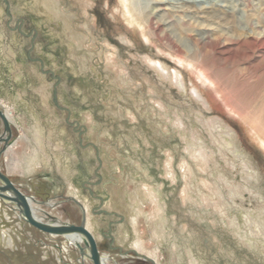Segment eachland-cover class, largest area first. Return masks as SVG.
<instances>
[{
    "label": "rangeland",
    "instance_id": "rangeland-1",
    "mask_svg": "<svg viewBox=\"0 0 264 264\" xmlns=\"http://www.w3.org/2000/svg\"><path fill=\"white\" fill-rule=\"evenodd\" d=\"M146 1L138 5L144 8ZM211 1L234 5V0ZM240 1L244 31L229 16V23L220 25L180 14L170 27L160 23L161 41L151 38L149 45L132 32L118 0H55L60 18L52 9L45 12L48 4L41 2L40 12L49 15L38 24L19 0H0V110L11 120L0 173L24 196L54 203L41 206V215L71 225L83 223L80 207L92 200L89 213L100 219L92 231L106 264H154L148 255L161 264H264V228L252 243L242 240L248 231L240 222L231 224L232 211L226 217L216 204L227 200L239 214L255 208L264 221V147L258 140L250 145L258 169L251 178L238 155L217 143L220 137L209 127L214 116L195 96L159 81L145 61L181 70L158 53L169 43L186 53L203 34L222 43L261 31L256 25L264 23V0ZM74 45L77 57L68 50ZM213 60H206L213 63L209 81L247 116L246 136L262 137L255 128L264 126V56L246 68ZM236 188L243 198L234 201L244 209L232 204ZM132 201L138 203L135 223ZM13 208L0 201V264H79L74 246L31 227ZM123 223L127 238L118 228ZM108 231L110 242L104 239ZM134 241L146 255L134 250Z\"/></svg>",
    "mask_w": 264,
    "mask_h": 264
},
{
    "label": "bare ground",
    "instance_id": "bare-ground-1",
    "mask_svg": "<svg viewBox=\"0 0 264 264\" xmlns=\"http://www.w3.org/2000/svg\"><path fill=\"white\" fill-rule=\"evenodd\" d=\"M30 1L32 0H19L18 6L20 7L24 5L25 9L29 8L28 11L33 14V21H35L34 24L39 23V22L37 23V19H39L40 17L45 18L46 16L49 15V14H45V12H47L48 9H52L53 15L56 18L61 17L60 16L61 13H59V8H58L57 3H55V0H38V2H34V3ZM79 1L81 2V0ZM41 2H44L45 5L48 4V6L45 9L46 11L44 13L40 12L41 5L39 3ZM118 3L121 6L120 8H121V12L123 13L124 19L126 23L128 24V26L131 28L132 32L142 37L145 40V42L148 43L149 45L153 44L152 41L150 40L151 38L161 41L159 39V36L157 35V31H159L160 23H164V25H166L167 27H170L173 25L172 18L182 17V16H179L180 14L181 15L189 14L198 19L206 20L208 22H212V23H216L220 25H226L229 22L231 23L233 22L235 23L237 27H239V31H244L245 29V28H241L240 24L242 21L240 22L238 18V16L243 17V9H240V7L241 6L244 7V4L241 1L238 2V0H234V5L232 7L224 6V5H213V1L211 0H147L146 3L144 4L146 7L144 8L140 7L141 6L140 0H118ZM228 16L231 19L230 21L228 19ZM180 21H183V20H180ZM263 27H264V23L260 25V23H258L257 21L256 28H260L261 31L251 30L245 33L243 32L241 35L232 37V39H229V40L225 39L224 42L222 43L217 38L218 36L215 37L213 40L212 38H209L207 35L203 34L199 38V44L195 45L196 46L195 50L187 51L186 53H183L178 46L172 43H169L168 46H165L166 47L165 49L167 50L162 49L158 53L161 54L162 56L165 55L169 57L170 60L174 62V64L178 65L181 68V70L174 68V70L170 71L169 67L165 63H162V61L156 60V62H154V61H149L148 59L145 60L146 63H148V65L154 69L155 71L154 74H156L159 81L170 82L172 85L177 86V88L180 91H184L187 95L195 96V102L197 104H200L202 109L205 108L206 112L211 113L212 117L214 116L215 119L212 121L209 127L210 129L214 130L216 135L220 137L219 140H217V143L225 149L227 148V146H229L230 148L229 149L227 148L226 151L228 152L229 150V152L231 151L232 153H236L238 155V156L236 155L237 156L236 158L241 160L243 168H245L248 171V174L250 175L251 178H253L255 173L257 174L258 169L257 167H254L255 164H253L254 162L253 160H255L254 159L255 157L249 154V151H251L250 145L254 146L252 142L253 141L257 142L258 140L259 142L257 143L261 144L260 145L261 147L262 146L264 147V126L261 125L255 128V130L263 134L262 137L259 136V134L256 139L252 136H246L248 128L245 126L242 120H245L247 116H244L240 112L235 111L231 106V102L224 96V94H222L223 89L222 91L219 90L217 84L214 85V83H211L209 81V78L206 72L211 70L209 67L213 66V63L209 65L208 62L206 63V60L209 56H211L212 58L215 59L212 62H215V61L227 62L228 61L234 67L240 66V67L246 68L250 66L254 61L258 59H262L264 56V28ZM88 33H90V31ZM125 42H128V41H125ZM18 50L16 51L14 49V51H16L17 53L18 52L20 53L21 49L19 51ZM68 50L70 54L75 57H77L80 54V53L78 54L77 52L78 50L75 45L71 46V48ZM110 51H112V49H110ZM26 64L28 66H31L28 63ZM152 74L153 73H151V75ZM184 77L187 79V82L185 81ZM146 82L148 83L149 81L146 80ZM188 84L190 85V87L187 86ZM211 88H213V90ZM52 111L54 113L57 112V110L54 108L52 109ZM2 112L5 114L9 124H11V120H10V117L8 116V113L5 112L4 110H2ZM63 131H69V130L66 126H64ZM225 137L227 139H225ZM9 150H10V147L7 148V150L5 151V154H7ZM203 186L206 188L208 186V183L203 182ZM73 188L74 187L70 185L71 191L74 190ZM215 192H217V190ZM75 194L76 196H80V193L77 192L76 190H75ZM3 195H5L6 197L12 196L10 192H3ZM231 196L233 197L232 202L235 200V198L239 196L242 197V195L237 191V188L234 193L233 192L231 193ZM149 197L151 199L153 198L152 195H150ZM25 198H26L28 207L30 208L32 217L35 220L43 224L53 226V227L71 225L70 223L58 221V219L51 218L50 217L51 215L49 216V214L47 213L46 214L44 213V215L40 214V211H41L40 209L42 208L41 206L50 208L54 205V203H51L50 201L41 203V202L36 201L34 197H30L28 195H26ZM0 201L4 202V204H6L7 206L14 207L13 209L18 214V217L20 215V219L25 221L24 217L20 213L19 207H16L15 205L10 203L6 199L4 200L0 199ZM208 203H210L212 207L213 205H215L212 199H209ZM218 203L216 202V204L219 205V209L222 212V214H225L224 216L227 217L226 213L228 211L229 212L232 211L229 214L231 224L235 225L236 222H240V227L246 230V232L248 231L249 236L241 237L242 240L245 239V241H249L252 243V241L255 240L260 235V233L262 234L263 232L262 230L264 228V221L262 218L263 216L261 215L262 216L261 217L258 212L257 214L256 210H254L255 208L254 209H244L246 207L243 208L244 205L241 202H239L237 205L234 201L232 204H235L238 207H242V209H244V211L240 209L241 214H239L238 208L231 210L232 207L227 200L225 201L221 200ZM87 204L88 205L86 206H84L83 204L80 207L81 212L83 213V216H84V220L82 224H83V227L92 235L95 241V239L96 240L98 239V235L95 234L92 231V229L97 227V223L100 219L97 217H93V215L89 213V208L93 204L92 200L90 199L87 200ZM136 204L138 203H135V201L131 202V208L133 210V215L131 214L132 223H135L137 217L139 216ZM154 205H155V208L157 207V209H155L157 210V213L158 212L160 213V217H161L160 225L165 226L166 223H165V218L163 216V212H160L158 210V207H160V205L158 204V202H157V205L156 203ZM235 211L237 212L236 214H235ZM118 228L122 231V234H124V238H127L130 233L126 229V224L123 223ZM47 235H49L52 238L61 237L62 239L65 240L67 244L74 246L77 249L78 258H79L78 262L80 264H87V263L92 264L90 260L89 249L86 246L87 240L83 235L78 234V233H68V234L59 235V236L52 235V234H47ZM251 243L250 245H252ZM133 245H134L133 247L134 250L138 252V254L146 255L142 252L141 248L140 249L137 248L139 247L138 246L139 244L136 241L133 242ZM80 249L82 250L81 254H79ZM96 249H97V246H96ZM98 256H99V264H106L104 256H102V254L99 252H98ZM146 257L154 264H161L155 255H152V256L148 255Z\"/></svg>",
    "mask_w": 264,
    "mask_h": 264
},
{
    "label": "water",
    "instance_id": "water-1",
    "mask_svg": "<svg viewBox=\"0 0 264 264\" xmlns=\"http://www.w3.org/2000/svg\"><path fill=\"white\" fill-rule=\"evenodd\" d=\"M0 122L2 124L3 132L0 136V144H3V147L0 149V156L8 146V143L10 141V124L5 116V114L0 110ZM0 199L1 200H8L10 203L15 205L16 207L20 208V213L24 217V220L27 224H29L31 227L37 229L40 232L46 233V234H52V235H64L68 233H78L83 235L86 240V246L89 249L90 253V260L92 264H99V256L98 251L96 249V243L92 237V235L83 227V224L79 226L75 225H66V226H59V227H53L50 225L43 224L37 220H35L32 217L30 208L28 207V204L26 202L25 196L17 190L14 185L8 180V178L0 173ZM3 192H10L12 194L11 197H6L3 195ZM82 253V250L80 249L79 254Z\"/></svg>",
    "mask_w": 264,
    "mask_h": 264
},
{
    "label": "flooded vegetation",
    "instance_id": "flooded-vegetation-1",
    "mask_svg": "<svg viewBox=\"0 0 264 264\" xmlns=\"http://www.w3.org/2000/svg\"><path fill=\"white\" fill-rule=\"evenodd\" d=\"M19 26H21V25H20V24L17 25V27H19ZM109 232H110V231H108V233H106V235H104V239H105L106 241H109V242H110V241H112V238H111Z\"/></svg>",
    "mask_w": 264,
    "mask_h": 264
},
{
    "label": "built area",
    "instance_id": "built-area-1",
    "mask_svg": "<svg viewBox=\"0 0 264 264\" xmlns=\"http://www.w3.org/2000/svg\"><path fill=\"white\" fill-rule=\"evenodd\" d=\"M79 263V262H78ZM80 264V263H79Z\"/></svg>",
    "mask_w": 264,
    "mask_h": 264
}]
</instances>
